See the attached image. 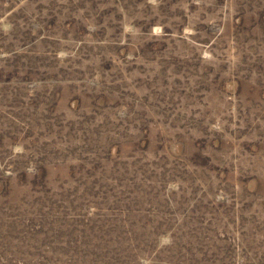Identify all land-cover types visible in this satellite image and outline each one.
Wrapping results in <instances>:
<instances>
[{
	"label": "rangeland",
	"instance_id": "374dc122",
	"mask_svg": "<svg viewBox=\"0 0 264 264\" xmlns=\"http://www.w3.org/2000/svg\"><path fill=\"white\" fill-rule=\"evenodd\" d=\"M0 264H264V0H0Z\"/></svg>",
	"mask_w": 264,
	"mask_h": 264
}]
</instances>
